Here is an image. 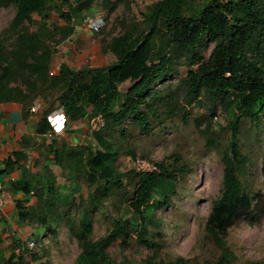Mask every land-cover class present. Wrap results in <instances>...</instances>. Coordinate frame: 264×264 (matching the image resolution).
<instances>
[{"label": "rangeland", "instance_id": "rangeland-1", "mask_svg": "<svg viewBox=\"0 0 264 264\" xmlns=\"http://www.w3.org/2000/svg\"><path fill=\"white\" fill-rule=\"evenodd\" d=\"M115 1L118 0H88L89 8L80 10H77L79 5L76 3L60 9L54 8L45 24L54 33L50 46L55 49V53L63 50V47H69L73 54L77 53L79 58L86 61V65H81L82 60L75 58L71 62L75 69L113 63L115 56L109 50L112 39L128 30L135 34L142 31L147 7L158 0H120L113 9ZM14 14L13 6L0 8V43L6 51L11 50L14 45L12 32L6 31ZM96 16L106 18V25L98 33L93 32L88 23L89 18ZM41 22V17L34 14L33 23L26 24L24 29L35 32ZM67 22L69 28L74 30L61 42L60 36L68 32L61 28ZM215 43L206 38L195 49L193 58L186 51L176 55L173 59V73L151 86L149 92L156 98L147 100L154 106L155 115L150 114L151 130L147 134L142 133L135 123L127 120L121 127L126 130L124 134L114 128L105 130L102 139H98L95 133L99 128L91 127L94 118L90 119L91 124L90 120L84 126L80 124L79 127L82 126L83 129L76 132L75 128L79 127L66 118L64 127L59 130L56 122L50 119L52 114L42 112L44 102L55 99V94L50 95L48 92L32 94L23 106L28 118L39 113L36 137L41 143L47 140L48 144L55 142L59 147L64 139L77 155L84 156L85 159L92 150L104 153L107 144L115 148L114 159H104L99 168L120 174V184L117 186L114 181L110 182L113 187L108 189V195H101V204H96L98 207L91 214V238L97 240L103 237L113 227L115 219L127 220L128 234L115 240L107 248L111 258L120 264H158L160 260L170 262L179 257L185 258L188 264H208L216 261L220 255L219 248L206 232V223L222 189V156L231 141L232 132L227 126L232 119V106L227 100L213 99L206 92L202 93L194 106L185 105L188 71L197 68L210 56ZM51 71L55 72L53 69ZM132 84L133 82L127 81L119 85V90L125 93ZM11 85L26 89L20 77L12 81ZM158 98L162 99L157 100ZM59 109L62 108L55 111ZM141 109L145 110V106ZM45 122L47 127L43 126ZM207 129L216 139L215 147L207 144V134L204 133ZM73 135L75 136L72 137ZM238 138L242 153L249 159L240 170L239 178L244 190L253 198L254 207L257 203L255 196L264 194V117L257 122L247 114L242 115ZM41 143L26 154L25 162L29 173L27 179L32 185L37 186L40 181L39 186H45L51 173L55 192L62 200L70 202H61L56 210L49 209L46 202L49 195L46 191L42 194L41 201L36 188H31L32 192L28 196L22 191V199L15 200L16 208L20 207L19 211H29L32 216L20 221L16 211L13 219L2 224L0 264H5V260L12 254L16 257L21 255L20 250L22 252L26 246H23L25 240H32L36 244L31 251L36 254V258L23 256L28 264H75L81 252L80 243L70 231L69 222H74L75 228H79L82 211L85 208L92 209L87 194L94 188H90L82 177H75L70 159L65 157L62 162H58L53 155L47 154ZM159 163H164L170 170L185 167L187 172L183 174L177 171L175 187L168 200L161 199V192L158 191L154 193V198L160 200V203L150 210L144 207L149 220L143 236L155 244L150 247L140 237V221H137L130 203L133 192L140 183L137 172L158 171ZM152 202L153 200L150 203ZM263 206L264 204L261 209ZM42 212L46 213V219L52 223L54 231L45 233L42 239H37L33 232L39 225L37 217ZM62 213L65 218L59 216ZM2 216L3 211L0 220ZM249 218H255L256 222L251 225L249 219H243L229 230L227 236V244L236 256L235 264L264 260V212L255 209Z\"/></svg>", "mask_w": 264, "mask_h": 264}, {"label": "trees", "instance_id": "trees-1", "mask_svg": "<svg viewBox=\"0 0 264 264\" xmlns=\"http://www.w3.org/2000/svg\"><path fill=\"white\" fill-rule=\"evenodd\" d=\"M118 1H115L113 9ZM74 3L79 5L77 10L89 8L88 0H0V8L13 6L15 9L14 17L6 29L13 34V48L6 51L0 43V104L18 102L25 106L32 94L48 92L50 95L55 94V99L44 102L43 114H51L57 108H62L69 122H88L102 116L105 125L95 133L98 139H102L105 130L114 128L124 134L126 130L121 127L127 120L147 134L151 130L150 114L155 115L154 106L147 100L156 98L149 92L151 86L173 73V59L176 55L186 51L193 58L195 49L206 38L215 41L210 56L197 68L188 71L185 105L194 106L202 93L206 92L213 99L227 100L232 106V119L227 126L232 136L228 149L222 156V189L207 219L206 232L220 250L217 260L208 264H235L236 256L227 244L229 230L243 219H249V223L254 224L255 218L249 216L255 209L264 212V206L261 209L264 194L255 196L257 203L252 207L253 198L244 190L239 178L240 170L249 159L242 153L238 138L242 115L247 114L257 122L264 117V0H158L147 7L142 31L135 34L128 30L112 39L109 50L115 56L113 63L79 69L63 63L53 72L51 59L55 49L50 43L54 39V33L45 24V20L49 19L54 8L72 6ZM34 14L40 16L42 22L35 32H30L24 26L33 23ZM61 16L67 17L65 14ZM61 30H68L60 36L62 42L74 29L69 28L67 22ZM17 77L23 80L26 89L11 85ZM127 81L133 84L127 92L122 93L119 85ZM160 99L162 98L157 100ZM143 105L145 110L141 109ZM43 126L47 127L48 124L45 122ZM204 133L207 134V144L215 147L216 139L209 129ZM37 142L33 139L23 141V150L35 147ZM68 143L63 139V144L59 147L55 142L41 144L47 154L53 155L58 162H62L65 157L70 159L75 177H82L90 188H94L87 194L92 209L85 208L82 211L79 228H75L74 222H69L70 231L81 246L75 264H120L111 258L107 248L115 240L128 234L127 220L115 219L113 227L103 237L97 240L91 238V214L98 207L96 204H101V195H108V189L113 187L110 182L114 181L117 186L120 184V174L99 168L104 159H114L115 148L107 144L104 153L91 149L85 159L84 156L77 155ZM23 150L16 151L7 164L25 160L27 156ZM158 167V171L137 172L140 183L134 190L130 203L137 221H140V237L150 247L155 244L143 236L149 220L144 207L150 210L160 203V200L154 198V193L158 191L161 192V199L168 200L175 187L177 171L183 174L187 172L185 167L170 170L164 163H159ZM26 177L14 184L16 189L24 191L28 196L32 192L31 188H36L39 190V201L46 191L49 195L46 200L49 209L56 210L61 202H70L62 200L55 192L51 173L45 186H39L40 181L37 186L32 185ZM40 177L41 174L38 178ZM43 177L45 178L42 175ZM17 203L22 205L21 202ZM19 209L20 207L16 208L20 221L32 216L29 211ZM59 216L66 217L63 213ZM46 217L45 212L37 217L39 225L33 232L37 239L54 231L52 223ZM20 253L17 257L12 254L5 260V264H28L24 255L36 258V254L26 246ZM152 262L151 260L150 263ZM158 264H188V261L179 257L170 262L160 260ZM248 264H264V260Z\"/></svg>", "mask_w": 264, "mask_h": 264}, {"label": "crops", "instance_id": "crops-1", "mask_svg": "<svg viewBox=\"0 0 264 264\" xmlns=\"http://www.w3.org/2000/svg\"><path fill=\"white\" fill-rule=\"evenodd\" d=\"M79 57L77 53L73 54L69 47H63V50H59L53 54L51 69L57 71L63 63L71 65V62ZM79 59L82 60L81 58ZM85 63L86 61H81V65H86ZM38 116L39 113H35L32 117L28 118L23 110V105L18 102L0 104V185L5 199L4 216L1 217L0 227H2L4 222L15 217V200L22 199L21 194L23 192L16 189L14 184L29 174L25 160L14 164H7V162L16 151L23 150V141L33 139L34 141H38L36 145L39 144L40 139L36 137V127L39 122ZM74 123H76V127H79L80 124L84 126L87 121L79 120L74 121ZM80 128L83 129L80 126L77 129L75 128V132ZM45 143L48 144L49 142L46 140ZM30 149H24L23 152L27 154Z\"/></svg>", "mask_w": 264, "mask_h": 264}, {"label": "built area", "instance_id": "built-area-1", "mask_svg": "<svg viewBox=\"0 0 264 264\" xmlns=\"http://www.w3.org/2000/svg\"><path fill=\"white\" fill-rule=\"evenodd\" d=\"M88 23L90 24L93 32L98 33L106 25V18H104L103 16H96L94 18H89ZM63 112H64L63 109H59V111L52 112L51 113L52 116L50 117V119L52 121L56 122V127L59 130H61L64 127V124L66 121V117H65ZM92 122L93 123H92L91 127H93V128H97V127L101 128L105 125V121L102 118V116L95 117ZM90 124H91V122H90ZM4 206H5V199H4V194L2 193V188L0 185V214L4 209ZM25 244H26V248L30 252L36 247L35 242L32 240H25Z\"/></svg>", "mask_w": 264, "mask_h": 264}, {"label": "bare ground", "instance_id": "bare-ground-1", "mask_svg": "<svg viewBox=\"0 0 264 264\" xmlns=\"http://www.w3.org/2000/svg\"><path fill=\"white\" fill-rule=\"evenodd\" d=\"M57 119V118H56Z\"/></svg>", "mask_w": 264, "mask_h": 264}]
</instances>
